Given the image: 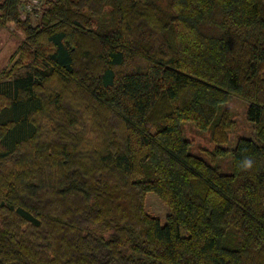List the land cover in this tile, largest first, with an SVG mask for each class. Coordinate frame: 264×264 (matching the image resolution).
I'll list each match as a JSON object with an SVG mask.
<instances>
[{
    "label": "trees",
    "instance_id": "16d2710c",
    "mask_svg": "<svg viewBox=\"0 0 264 264\" xmlns=\"http://www.w3.org/2000/svg\"><path fill=\"white\" fill-rule=\"evenodd\" d=\"M46 3L0 0V264H264V0ZM231 96L256 137L227 148Z\"/></svg>",
    "mask_w": 264,
    "mask_h": 264
},
{
    "label": "rangeland",
    "instance_id": "374dc122",
    "mask_svg": "<svg viewBox=\"0 0 264 264\" xmlns=\"http://www.w3.org/2000/svg\"><path fill=\"white\" fill-rule=\"evenodd\" d=\"M46 0H22L21 13L22 17L30 16L33 23L37 24L41 11L46 5ZM23 38V32L13 22H8L6 25L0 23V71L5 67H9V59ZM26 72V68L21 69V73ZM232 117L235 121L229 131V142L225 147L232 148L240 136L255 138L254 123L247 116L248 102L231 96L227 104ZM184 136L189 140V151L199 155L206 160L212 161V152L216 148V143L212 139V129L199 130L194 123H182ZM222 171L230 172L231 168V153L220 156L214 162ZM146 209L151 214L159 216L162 222L166 221L168 214L167 205L160 199L155 192L147 193Z\"/></svg>",
    "mask_w": 264,
    "mask_h": 264
},
{
    "label": "clouds",
    "instance_id": "9594fccd",
    "mask_svg": "<svg viewBox=\"0 0 264 264\" xmlns=\"http://www.w3.org/2000/svg\"><path fill=\"white\" fill-rule=\"evenodd\" d=\"M243 167L246 169H251L253 167V160L251 158H245L243 161Z\"/></svg>",
    "mask_w": 264,
    "mask_h": 264
}]
</instances>
